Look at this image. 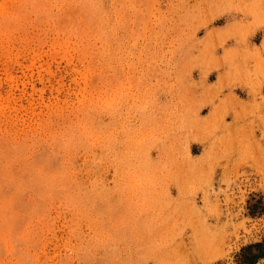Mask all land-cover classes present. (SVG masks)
Listing matches in <instances>:
<instances>
[{"label": "rangeland", "instance_id": "rangeland-1", "mask_svg": "<svg viewBox=\"0 0 264 264\" xmlns=\"http://www.w3.org/2000/svg\"><path fill=\"white\" fill-rule=\"evenodd\" d=\"M256 163L264 0H0V264H264Z\"/></svg>", "mask_w": 264, "mask_h": 264}, {"label": "bare ground", "instance_id": "bare-ground-1", "mask_svg": "<svg viewBox=\"0 0 264 264\" xmlns=\"http://www.w3.org/2000/svg\"><path fill=\"white\" fill-rule=\"evenodd\" d=\"M256 141V140H255ZM260 163V162H259ZM263 163V161H262ZM254 165V164H253ZM254 168L258 171V172H262L264 173V169L259 165V164H255ZM259 174V173H258ZM10 218L9 214H6V220Z\"/></svg>", "mask_w": 264, "mask_h": 264}]
</instances>
